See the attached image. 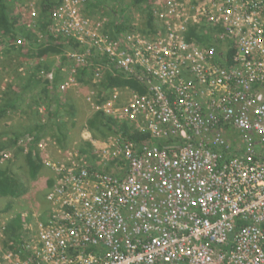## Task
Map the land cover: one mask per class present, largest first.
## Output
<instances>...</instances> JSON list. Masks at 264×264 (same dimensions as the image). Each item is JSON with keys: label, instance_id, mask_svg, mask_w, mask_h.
<instances>
[{"label": "built area", "instance_id": "1", "mask_svg": "<svg viewBox=\"0 0 264 264\" xmlns=\"http://www.w3.org/2000/svg\"><path fill=\"white\" fill-rule=\"evenodd\" d=\"M19 11L35 29V4ZM153 12L152 36L134 20L110 42L106 19L90 20L82 0L51 11V35L79 46L66 52L74 65L62 67L57 93L78 94L76 70L93 68L83 98L92 113L176 141L140 147L86 132L82 152L26 136L53 175L49 208L20 213L19 243L5 234L15 215L0 214V264H264V0H157ZM102 56L105 64L87 61ZM110 65L146 93L99 96ZM39 76L52 84L55 74Z\"/></svg>", "mask_w": 264, "mask_h": 264}, {"label": "trees", "instance_id": "2", "mask_svg": "<svg viewBox=\"0 0 264 264\" xmlns=\"http://www.w3.org/2000/svg\"><path fill=\"white\" fill-rule=\"evenodd\" d=\"M60 0H41L38 7L40 11L37 30L30 31L24 24L20 23L18 13L14 12L16 0H0V55L10 57L12 53L17 52L23 60H27L29 64L28 75L20 85L3 84L0 79V88L2 95L0 97V119L7 117L12 110H17L24 102L26 97L31 104L35 105L36 113L40 106L44 107L47 114L45 124L40 123V119L32 121L31 124L22 128V131L14 129L8 132L0 133V151L5 148L15 146L20 136L24 134L35 133V141L39 140L48 130L52 131L58 144L65 148V143L70 142V133L77 126L75 116L79 112L76 100L73 96H66L64 101L61 95L57 93V86L64 78L62 67H73L72 62L67 61L66 52H73L77 48V44L71 39L53 38L51 36L50 13L55 7H58ZM86 3V12L95 14L101 13L106 18V24L103 32L106 34L110 42L119 41L121 35L132 31L133 16L141 17L140 25L137 30L145 36H152L155 30L154 18V2L153 0H84ZM19 3V2H18ZM109 3V5L107 4ZM113 3V7L110 4ZM39 36H43V41L39 40ZM188 40H197L199 37L191 31ZM18 41L27 44V51L22 54V46L18 45ZM210 41H208L209 43ZM235 49L229 50L228 59H231ZM60 60L57 66L52 63L55 59ZM11 60V59H10ZM52 60V61H51ZM89 64L97 66L106 63V57L88 58ZM23 63V62H21ZM34 64V65H32ZM102 64V65H104ZM104 71L101 81L99 82L98 94L106 95L113 88H129L139 94H145V85L138 81L135 77H129L120 72L114 66ZM54 71L55 77L52 84L39 77L40 71ZM93 68H81L76 70L77 79L84 88L90 85V76ZM22 79V78H21ZM52 85V86H51ZM40 86L39 94L29 98L36 87ZM31 92V93H30ZM101 99V98H100ZM14 110V111H15ZM37 115V114H36ZM86 126L94 138H105L110 134H121L130 141L136 143L140 147L147 144L148 141L153 142L158 147L171 144L176 140H155L152 139L148 132H138L133 125L127 122H118L107 117L102 112H96L86 121ZM69 144V143H68ZM67 144V145H68ZM91 146L86 143L79 144L82 152H90ZM16 162L21 165L25 176L15 174L8 165L0 163V202L3 201L5 206L0 209L2 213H13V205L11 199H19L28 191V180H37L43 169L40 159L35 157L31 150L24 154H17ZM20 175V176H19ZM52 182H48V188H51ZM20 201V200H19ZM15 204V203H14ZM15 217L5 224V234L9 240L21 242L22 221L20 212H14ZM264 228V226H263Z\"/></svg>", "mask_w": 264, "mask_h": 264}, {"label": "rangeland", "instance_id": "3", "mask_svg": "<svg viewBox=\"0 0 264 264\" xmlns=\"http://www.w3.org/2000/svg\"><path fill=\"white\" fill-rule=\"evenodd\" d=\"M17 4L16 7L20 6L21 3L24 5L31 4L34 2V0H16ZM19 2V3H18ZM154 2V0H153ZM109 5V3H107ZM110 7H113V3L110 4ZM86 15L90 16V20H96L100 18H104V16L101 15V13L96 12L95 14H88L86 12ZM136 17V18H135ZM133 20L139 21L141 17L139 16H133ZM134 22V21H133ZM22 54H25V52L28 50L27 45L22 46ZM79 49V46H77ZM77 49V50H78ZM11 59V60H10ZM23 60V57L19 56L17 52L12 53L10 57H5L0 55V79H2L3 84H13V85H20L22 81L25 79L24 72L28 68L27 60ZM52 61V60H51ZM23 62V63H21ZM59 58L55 59V61L52 63L54 64V67L58 65ZM30 64V63H29ZM34 65V64H32ZM67 68L64 69L66 71L68 69V66H65ZM93 74H91L92 76ZM22 78V79H21ZM0 88V97L2 95ZM41 90V87L38 86L32 94H29V98L33 97V95L39 94ZM88 91H85L83 88L78 92V94L74 93L73 91H69L66 93V95L61 94L62 97L66 96H73L76 100L79 112L75 116V122L77 123V126L72 129L70 133L71 141L65 143V148L60 147L61 150L71 147H74V145L80 141V134L83 133L85 129V123L87 119L91 116L92 112L89 108V106L84 101V94H86ZM31 93V92H30ZM32 98L29 100L28 97L24 100V102L20 105V108L17 110H12L7 114V117L4 119H0V133L2 132H8L7 130L14 129L17 131H22V128L25 126L31 124L32 121L41 119L42 121L46 122V118L43 120L39 110L38 113H36V107L35 105L31 104ZM42 107V106H40ZM39 107V108H40ZM38 108V109H39ZM37 114V115H36ZM2 131V132H1ZM53 136V132L48 130L46 134H43L42 137H50L49 135ZM33 136H35V133H33ZM110 137H113L112 134L106 136L105 138H97L98 141H105L109 139ZM69 143V144H68ZM26 144V136H20L17 140V143L15 146H12L10 148H5L4 150L0 151V159L3 160L4 165H10V168L13 173L19 174L24 176L25 173H23L21 165L16 162L17 154H25L26 150L32 151V146L25 145ZM68 144V145H67ZM68 150V149H67ZM19 175V176H20ZM25 178V176H24ZM51 178H53V175L51 171L48 168H43L41 171L40 176L37 180H28V191L26 194L19 198V199H11L12 207L14 211L19 212H27V213H43L46 214L48 212V203L45 199L47 193L51 188H48V182L51 181ZM52 187V186H51ZM20 200V201H19ZM15 203V204H14ZM5 206V204L0 202V209Z\"/></svg>", "mask_w": 264, "mask_h": 264}, {"label": "clouds", "instance_id": "4", "mask_svg": "<svg viewBox=\"0 0 264 264\" xmlns=\"http://www.w3.org/2000/svg\"><path fill=\"white\" fill-rule=\"evenodd\" d=\"M40 1L41 0H34V2H32V3H34L35 4V7H36V9H37V13H38V17H37V20H36V28L35 29H30V31H35V30H37V25H38V21H39V15H40V11H39V7H38V5H39V3H40ZM83 1V13L85 14V16H87L88 18L90 17V16H88V15H86V3H85V1L84 0H82ZM156 2H157V0H154V7H155V4H156ZM17 4V3H16ZM16 4L14 5V12L15 13H18V17H20V23L21 24H24L23 22H22V18H23V16H22V13H21V11H19V7L20 6H23V3H21L20 4V6L18 7H16ZM61 4V0L59 1V3H58V6ZM28 5H30V4H28ZM54 9V8H53ZM52 9V10H53ZM154 9V8H153ZM51 10V11H52ZM50 18H51V13H50ZM105 18V17H104ZM136 18V17H135ZM106 19V18H105ZM51 20V19H50ZM133 21L134 20H132V23H133ZM141 21V19L139 20V22ZM25 25V24H24ZM26 26V25H25ZM26 28H27V26H26ZM27 29H29V28H27ZM51 35V34H50ZM52 36V35H51ZM53 38H62V37H53ZM62 39H65V38H62ZM39 40L41 41H43V36H39ZM71 40H73L74 41V39H71ZM21 42V41H20ZM75 42V41H74ZM76 43V42H75ZM21 44L22 45H27L26 43H23V42H21ZM21 44H18V45H21ZM77 44V43H76ZM78 46V45H77ZM1 48H2V46H0V50H1ZM78 48H76V50H77ZM59 62H60V60H59ZM58 62V63H59ZM25 65H26V63H25ZM27 66H28V68L25 70V72H24V76L26 77L27 75H28V73H27V71H29V64H27ZM46 71V70H45ZM51 71V70H50ZM49 72V71H48ZM54 72V71H53ZM64 76V75H63ZM40 77V76H39ZM43 79V78H42ZM44 80V79H43ZM90 80V79H89ZM90 87H91V85H89V87L88 88H84L83 87V89L85 90V91H89V89H90ZM97 92H98V90H97ZM103 93H105V92H103ZM61 95V94H60ZM66 95V94H65ZM99 96H101V95H99ZM99 98H101V97H99ZM61 99L64 101V97H62L61 96ZM40 108H43L44 109V107H40ZM40 108L38 109L39 110V113H40V115H41V117H42V119L44 120L45 118L47 119V114L45 115V114H43V113H41L40 112ZM46 112V111H45ZM92 114H94V113H92ZM40 123L41 124H45L46 122H44V121H42L41 119H40ZM85 129H84V131H83V133L82 134H80V138H79V144H82V143H84V144H86V143H88L87 141H83V139H82V136H83V134H85L86 132L87 133H90L89 132V130L87 129V126H86V123H85ZM47 135H49V134H47ZM90 135L92 136V134L90 133ZM23 136H31V137H35V136H33V135H31V134H24ZM51 138H53L56 142H57V140L55 139V137H52L51 135H49ZM43 138V137H42ZM92 138L94 139V140H97L96 138H94L93 136H92ZM41 139V138H40ZM39 139V140H40ZM39 140H37V141H35V139H34V142L35 143H37ZM79 144H75L77 147H79ZM89 144V143H88ZM57 145H58V147L60 148L61 146L58 144V142H57ZM74 145V146H75ZM90 145V144H89ZM91 146V145H90ZM72 148V147H71ZM61 149V148H60ZM67 149H69L68 147L66 148V149H63V150H67ZM27 153H25L24 155H26ZM35 157H38L39 159H40V163L42 164V166H43V168L45 167V168H47L46 166H44L43 165V163H42V158H41V156L39 155V154H36V155H34ZM0 163L2 164V165H4L3 164V160L2 159H0ZM51 182H52V185H53V180H52V178H51ZM46 198V197H45ZM14 212H19V210L18 211H14ZM14 212L12 213V214H14ZM25 212V211H24ZM21 213V212H20ZM0 214H4V213H2V212H0ZM21 226H22V224H21Z\"/></svg>", "mask_w": 264, "mask_h": 264}, {"label": "crops", "instance_id": "5", "mask_svg": "<svg viewBox=\"0 0 264 264\" xmlns=\"http://www.w3.org/2000/svg\"><path fill=\"white\" fill-rule=\"evenodd\" d=\"M48 203V202H47Z\"/></svg>", "mask_w": 264, "mask_h": 264}]
</instances>
